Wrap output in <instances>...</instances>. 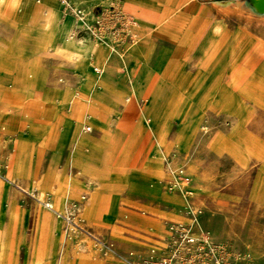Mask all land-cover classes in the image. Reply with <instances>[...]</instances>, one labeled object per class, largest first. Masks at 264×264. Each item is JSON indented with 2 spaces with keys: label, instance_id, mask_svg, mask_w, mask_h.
Segmentation results:
<instances>
[{
  "label": "crops",
  "instance_id": "1",
  "mask_svg": "<svg viewBox=\"0 0 264 264\" xmlns=\"http://www.w3.org/2000/svg\"><path fill=\"white\" fill-rule=\"evenodd\" d=\"M234 5L233 0H0V135L11 138L13 161L6 179L26 193L38 185L39 199L50 195L47 203L65 210V196L85 194L83 171L71 154L98 152L102 126L129 141L121 163L132 172L146 158L161 161L159 153L170 146L172 101L184 98L196 112L229 45L251 32L245 15L234 22ZM133 86L130 101L118 100ZM219 90L229 97L232 89ZM136 145L137 163L126 166ZM20 182L29 186L21 188ZM122 190L126 198H160L135 179L116 201ZM1 232L8 239L17 233L26 237L2 222ZM15 250L7 246L6 255Z\"/></svg>",
  "mask_w": 264,
  "mask_h": 264
},
{
  "label": "rangeland",
  "instance_id": "2",
  "mask_svg": "<svg viewBox=\"0 0 264 264\" xmlns=\"http://www.w3.org/2000/svg\"><path fill=\"white\" fill-rule=\"evenodd\" d=\"M233 1L234 22L245 15L262 40L252 32L234 38L222 70L203 96L196 95L202 96L196 112L184 98L172 101L170 146L159 153L161 161L146 158L137 173L121 163L123 170L112 174L114 183L103 190L90 219L73 193L65 196L61 210L45 205L52 196L39 199L38 185L26 193L10 183L11 138L0 135L2 223L26 236L8 239L1 232L0 264L8 257L12 264H264V16L251 13L242 0ZM244 71L248 80L240 85L248 86L246 97L231 118L215 103V93ZM177 86L182 88L179 80ZM133 87L118 100L130 101ZM231 92L229 97L236 93ZM106 133L111 145H124L122 137L108 128ZM139 151L136 145L124 164L134 167ZM101 157L96 152L79 160L94 166ZM133 179L163 199L126 198L122 190L116 201ZM7 246L15 253L6 255Z\"/></svg>",
  "mask_w": 264,
  "mask_h": 264
},
{
  "label": "bare ground",
  "instance_id": "3",
  "mask_svg": "<svg viewBox=\"0 0 264 264\" xmlns=\"http://www.w3.org/2000/svg\"><path fill=\"white\" fill-rule=\"evenodd\" d=\"M242 1L251 13H253L257 17L264 16V0H242ZM234 6H236V4ZM260 23H262V22L260 21ZM251 32L253 35H256L255 32H253V31H251ZM257 37H259V36H257ZM259 39L262 40L260 37H259ZM263 51H264V48H263ZM260 60H257L256 62H254L251 65L252 70L256 69L257 64ZM245 72L246 71H244V72L240 73L238 76H236L233 79L232 83H230L229 85L220 86V87L231 88L234 91V93L236 92L234 96L226 97L222 94V91L219 89L215 93V98H216L215 103L219 104V105L220 104L223 105L224 108L229 111V115L231 116V118L233 117L232 115H233L234 111L237 110V105L242 103V100L245 99V97H246L244 90L247 89L248 86L246 84L240 85L241 81H243V80L247 81L248 80ZM93 119H94V117H93ZM100 128L103 131V135H105L104 140L101 139L100 144H99L102 147L98 151V152H101V156H102L101 159H98L94 166H89L86 163L80 161L79 157H75L76 155L73 156V158H72V160L74 161L73 164L76 163L77 166L80 169H82L83 175L85 177V189H84L85 194H79L75 197L78 198L79 203L83 205L82 215L88 219H90L89 216L93 212V210L96 206L95 204H96L97 200L100 198V196L102 195L103 190H105L106 188H110L113 185L114 182H112L111 177L114 175V173L116 174V176H118V173L123 170L121 167V161L123 159H121V158H123V156L126 155V153L128 151V147H129L128 141H125L124 145H122L121 147H118L116 145V143L111 145L110 139H108V136L106 133L107 128H105L104 126H102ZM40 152H42V151H40ZM36 154H37V152H36ZM40 155H42V154H40ZM36 158H38V157H36ZM36 160L39 161L38 159H36ZM34 165H35V163H34ZM35 171H36V169H35ZM160 173L161 172L158 171L155 174H160ZM123 175H125V172ZM45 205L47 207L51 208V205L49 203L45 202ZM1 211H0V213H1ZM1 222H2V217L0 215V224H1ZM59 264H63V263L59 262Z\"/></svg>",
  "mask_w": 264,
  "mask_h": 264
},
{
  "label": "built area",
  "instance_id": "4",
  "mask_svg": "<svg viewBox=\"0 0 264 264\" xmlns=\"http://www.w3.org/2000/svg\"><path fill=\"white\" fill-rule=\"evenodd\" d=\"M95 69H96V68H95ZM84 130L88 131V130H90V127H89V126H85V127H84Z\"/></svg>",
  "mask_w": 264,
  "mask_h": 264
}]
</instances>
